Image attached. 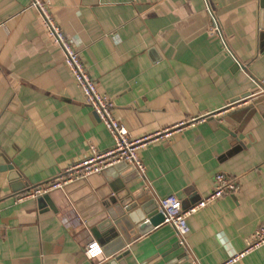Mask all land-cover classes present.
<instances>
[{"label":"crops","instance_id":"0c3cea01","mask_svg":"<svg viewBox=\"0 0 264 264\" xmlns=\"http://www.w3.org/2000/svg\"><path fill=\"white\" fill-rule=\"evenodd\" d=\"M45 1L129 135L151 136L135 196L187 207L217 173L239 187L188 218L186 246L166 223L132 229L115 264H220L243 250L264 226V0ZM112 144L30 0H0V264L106 261L85 245L118 175L50 192L54 209L15 195ZM232 264H264V246Z\"/></svg>","mask_w":264,"mask_h":264},{"label":"built area","instance_id":"2783aa9c","mask_svg":"<svg viewBox=\"0 0 264 264\" xmlns=\"http://www.w3.org/2000/svg\"><path fill=\"white\" fill-rule=\"evenodd\" d=\"M30 6L37 11L48 35L60 47L63 63L81 90L84 103L90 107L108 130L113 144L105 150H98L96 147L90 146L89 153L84 158L68 165L55 177L38 183L26 191L15 195V200L21 201L27 198H37L55 190H63L71 183L85 180L93 174H100L107 167L118 164L132 166L137 172L138 177L145 182V167L140 159L139 151L151 141V136L133 138L129 135L124 123L115 115L114 102L98 88L97 83L82 61L73 40L66 35L61 25L56 21L48 3L45 0H30ZM214 30L219 33L217 26L214 27ZM261 90L264 89L262 88ZM238 189L237 183L232 178L223 173H217L214 176V185L211 192L187 207H182L180 199L175 195L162 197L158 199V209L163 214L162 223L171 225L179 243L186 246L187 235L190 232L188 218L223 195L236 193ZM93 244H96V248L100 251L96 257L90 258L91 253L95 251L92 248ZM261 246H264L263 225L258 226L253 231L248 244L243 250L231 253L220 264H232ZM85 254L89 259H96L103 255V247L96 239H90L85 245ZM192 264L198 263L193 259Z\"/></svg>","mask_w":264,"mask_h":264},{"label":"water","instance_id":"95a60500","mask_svg":"<svg viewBox=\"0 0 264 264\" xmlns=\"http://www.w3.org/2000/svg\"><path fill=\"white\" fill-rule=\"evenodd\" d=\"M118 165L125 167L120 169ZM118 165L102 171L118 175L120 181L116 180L118 184L112 186L113 195L103 202L107 218L91 230L93 237L103 245L106 261L102 264H115L121 259L126 253L123 248L132 240V235H129L132 229L145 232L163 222V214L158 208L152 207L148 199L137 197L129 190L128 183L137 176L135 169L126 164ZM37 199L40 205L48 203L54 209L50 193ZM181 205L186 206L184 201H181Z\"/></svg>","mask_w":264,"mask_h":264},{"label":"clouds","instance_id":"9594fccd","mask_svg":"<svg viewBox=\"0 0 264 264\" xmlns=\"http://www.w3.org/2000/svg\"><path fill=\"white\" fill-rule=\"evenodd\" d=\"M92 248L95 249V251H93V252L91 253L90 258L96 257V256L98 255L99 251H100V250H98V249L96 248V244H93V245H92Z\"/></svg>","mask_w":264,"mask_h":264}]
</instances>
